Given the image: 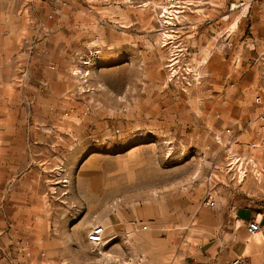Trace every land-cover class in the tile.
<instances>
[{
	"label": "rangeland",
	"instance_id": "1",
	"mask_svg": "<svg viewBox=\"0 0 264 264\" xmlns=\"http://www.w3.org/2000/svg\"><path fill=\"white\" fill-rule=\"evenodd\" d=\"M6 9L16 28L0 34V264H149L118 214L187 193L264 197V120L236 122L232 107L244 64L264 71L263 0ZM234 152L252 161L232 165ZM97 224L119 236L90 243Z\"/></svg>",
	"mask_w": 264,
	"mask_h": 264
},
{
	"label": "crops",
	"instance_id": "2",
	"mask_svg": "<svg viewBox=\"0 0 264 264\" xmlns=\"http://www.w3.org/2000/svg\"><path fill=\"white\" fill-rule=\"evenodd\" d=\"M6 8L7 0H0V34L12 36L16 25ZM260 66L246 62L240 74L244 78L236 77L232 91L236 122L263 123L259 116L264 102L256 106L252 101L253 93L264 94ZM208 192L150 199L138 203L130 214H118L114 221L126 228L127 236L142 238L145 247L140 254L149 264H231L238 256H245L249 264H264V197L251 196V191L250 200L233 203L234 194L225 193L215 196L212 207L205 203ZM251 221L259 222L262 231L251 234Z\"/></svg>",
	"mask_w": 264,
	"mask_h": 264
},
{
	"label": "built area",
	"instance_id": "3",
	"mask_svg": "<svg viewBox=\"0 0 264 264\" xmlns=\"http://www.w3.org/2000/svg\"><path fill=\"white\" fill-rule=\"evenodd\" d=\"M264 2V0H263ZM264 96V94H263ZM263 96L259 95L256 96L255 98V102L257 104H263ZM259 118L264 119V112L262 114H260ZM228 133H231V129H227L226 130ZM261 133V132H259ZM255 146V144H254ZM235 157L232 159L234 160L232 162V165H235L238 162H241V160H249L252 161V159H247L245 157H242L241 154L239 152H234L233 154ZM243 163V162H242ZM249 164V162L247 161V165ZM249 170H248V166L243 169L241 171V180H240V175H239V182L245 180V178L247 177ZM205 203L209 206H215L216 205V197L211 193L208 192L206 199H205ZM249 230L251 232V234H257L259 232L262 231V225L259 222L256 221H251L248 224ZM117 234H108L107 233V227L102 225V224H97L95 225L92 230L89 232L88 234V241L92 244L95 245H106L107 243L111 242L112 240L117 238ZM231 264H249L248 259L245 256H238L237 258H235Z\"/></svg>",
	"mask_w": 264,
	"mask_h": 264
},
{
	"label": "bare ground",
	"instance_id": "4",
	"mask_svg": "<svg viewBox=\"0 0 264 264\" xmlns=\"http://www.w3.org/2000/svg\"><path fill=\"white\" fill-rule=\"evenodd\" d=\"M165 11H166V10H165ZM235 25H236V26H235V28H233V30L231 29V30H232V32H233V31H235V29L238 27V23L236 22V24H235ZM240 179H241V178H240Z\"/></svg>",
	"mask_w": 264,
	"mask_h": 264
}]
</instances>
